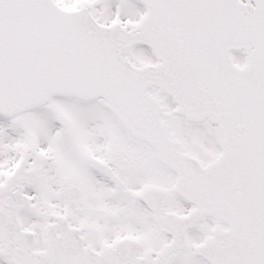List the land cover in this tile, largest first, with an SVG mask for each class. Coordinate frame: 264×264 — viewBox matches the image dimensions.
I'll list each match as a JSON object with an SVG mask.
<instances>
[{
  "label": "snow or ice",
  "instance_id": "snow-or-ice-1",
  "mask_svg": "<svg viewBox=\"0 0 264 264\" xmlns=\"http://www.w3.org/2000/svg\"><path fill=\"white\" fill-rule=\"evenodd\" d=\"M0 264H264V0H0Z\"/></svg>",
  "mask_w": 264,
  "mask_h": 264
}]
</instances>
